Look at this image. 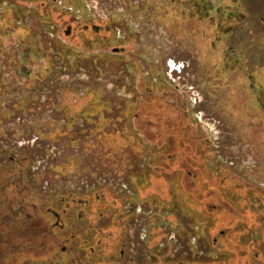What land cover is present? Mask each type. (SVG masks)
<instances>
[{"label": "rangeland", "instance_id": "rangeland-1", "mask_svg": "<svg viewBox=\"0 0 264 264\" xmlns=\"http://www.w3.org/2000/svg\"><path fill=\"white\" fill-rule=\"evenodd\" d=\"M6 181L0 264H264V0H0Z\"/></svg>", "mask_w": 264, "mask_h": 264}, {"label": "flooded vegetation", "instance_id": "flooded-vegetation-1", "mask_svg": "<svg viewBox=\"0 0 264 264\" xmlns=\"http://www.w3.org/2000/svg\"><path fill=\"white\" fill-rule=\"evenodd\" d=\"M45 201H43V202H41V205H42V208H44V206H45V204L46 203H44ZM4 205V204H3ZM36 204L34 203V208H36V206H35ZM11 209V211L13 212V210H12V208H10ZM19 209V208H18ZM41 210V209H40ZM5 210L4 209H0V212H4ZM24 211V209H19V212H23ZM37 212V210L36 209H34L33 210V212ZM39 211V210H38ZM48 211H49V209H48ZM48 211H46L45 210V212H47L48 213ZM50 212V211H49ZM13 213H15V211L13 212ZM52 213V212H51ZM55 214V213H54ZM57 215H56V218L58 219V221H59V225H60V227H65V224H63V221L60 219V216L58 215V213H56ZM39 217V216H38ZM20 235V234H19ZM25 236V234L23 235V237ZM62 236H64V235H62ZM67 238V237H66ZM31 239V238H30ZM30 239H25L24 241H25V243L26 242H28L29 243V241H30ZM67 240H68V238H67ZM66 249V248H65ZM64 249V250H65ZM95 249V247H92V250H94ZM74 250V247H72V250L71 251H73ZM66 251V250H65ZM70 251V252H71ZM78 249H75L73 252H74V254H77L78 253ZM66 252H68V251H66ZM123 255H124V257H125V253H123ZM78 256V255H77ZM74 257V256H73ZM69 259V258H68ZM112 259H114V258H112ZM47 260V259H46ZM71 261H69L70 263H68V264H100V262H98V260H100V257H96V256H88V257H85V256H79V257H77L76 259L74 258L73 260L72 259H70ZM117 260H119V259H117ZM123 260V259H122ZM95 261H97V262H95ZM127 261H130V259H126V261L124 262V264H127L126 262ZM48 262V261H47ZM50 262H51V260H50ZM50 262H48V263H50ZM48 263H45V264H48ZM62 263V261H60L59 262V264H61ZM31 264H32V262H31Z\"/></svg>", "mask_w": 264, "mask_h": 264}, {"label": "trees", "instance_id": "trees-1", "mask_svg": "<svg viewBox=\"0 0 264 264\" xmlns=\"http://www.w3.org/2000/svg\"><path fill=\"white\" fill-rule=\"evenodd\" d=\"M147 91V90H146ZM148 92V91H147ZM155 96V95H154ZM23 157V156H22ZM22 157L21 158H19V163L20 162H23L22 161ZM20 167H21V169L23 168V164L21 165L20 164ZM21 171V170H20ZM11 172V173H10ZM10 173V174H9ZM9 175L7 176L8 177V179H11L13 176H14V174H15V171H13V169L12 170H10L9 171ZM20 174H21V172H20ZM17 176H18V174H17ZM19 181H21L20 179H18V181L17 182H19ZM16 182V181H15ZM15 182H12L11 184H15ZM16 182V183H17ZM3 185H8V181H6V183H4V184H1V182H0V188L3 186ZM16 185V184H15ZM4 199H5V196L3 195V193H1V191H0V204L1 205H3L4 204ZM24 234H25V232H24ZM23 234V235H24ZM157 257V256H156ZM167 258H169V257H167V255L166 254H162V256L161 255H159L158 257H157V259H163L164 261L166 260V261H173V260H170V259H167ZM147 261V260H146ZM116 264H118L117 262H116Z\"/></svg>", "mask_w": 264, "mask_h": 264}]
</instances>
